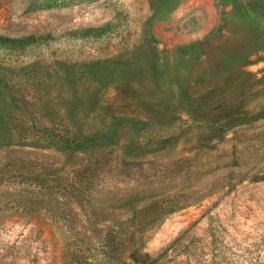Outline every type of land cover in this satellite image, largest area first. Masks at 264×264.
I'll list each match as a JSON object with an SVG mask.
<instances>
[{
	"label": "rangeland",
	"instance_id": "1",
	"mask_svg": "<svg viewBox=\"0 0 264 264\" xmlns=\"http://www.w3.org/2000/svg\"><path fill=\"white\" fill-rule=\"evenodd\" d=\"M0 264H264V0H0Z\"/></svg>",
	"mask_w": 264,
	"mask_h": 264
}]
</instances>
